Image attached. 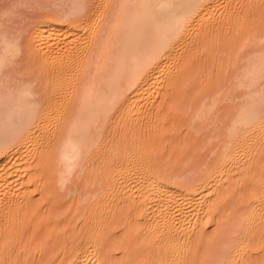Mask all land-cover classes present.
<instances>
[{"label": "bare ground", "instance_id": "6f19581e", "mask_svg": "<svg viewBox=\"0 0 264 264\" xmlns=\"http://www.w3.org/2000/svg\"><path fill=\"white\" fill-rule=\"evenodd\" d=\"M263 1L55 0L49 17L21 33V27H10L9 16L16 13L10 9L29 3L3 10L11 24L8 19L3 20L7 26L0 23V223L8 226L0 232L6 245L0 248V264H18L15 250L27 252L28 246L15 242L16 214L53 182L69 195H84L83 202L103 203L91 225L93 234L72 245L59 264H109V254L103 253L107 224L114 213L129 208L137 209L145 224L152 255L145 264H264V180L253 178L264 171V33L254 35L259 47L239 62L230 88L222 84L214 93L200 92L187 109L193 111L190 125L196 134L213 133L199 147L222 140L211 151L218 154L213 164L203 167L191 156L176 169L156 159L147 142L119 144L121 133L111 129L154 133L151 113L161 117L181 76L195 69L202 46L210 56V39L231 30L248 5ZM26 31L28 42L22 39ZM246 36L241 52L253 40L251 33ZM26 50L40 65L38 78L27 80L18 72ZM224 101H231L234 110L220 117ZM183 151L179 148L177 155ZM234 180H255L254 193L240 197L245 211L240 206L237 219L222 222L218 215L229 204L225 201L233 200ZM93 184L99 188L89 190ZM216 220L223 225L209 235ZM127 242L125 253L138 245ZM203 245L214 251L212 258L206 252L210 260L197 254Z\"/></svg>", "mask_w": 264, "mask_h": 264}, {"label": "rangeland", "instance_id": "374dc122", "mask_svg": "<svg viewBox=\"0 0 264 264\" xmlns=\"http://www.w3.org/2000/svg\"><path fill=\"white\" fill-rule=\"evenodd\" d=\"M19 1L24 2V0H0V13H3L2 12L3 10H7V9L9 10L11 7L14 6L16 7L17 5H19L18 4ZM25 1L26 3L22 2L21 4L20 2V4L27 5L28 2L29 4L27 6H17L16 8L10 9L12 10L11 13H13L14 9L16 11L15 14L13 13L11 16H9V18H11V21H13L12 22L13 26L12 25L10 26L11 22L7 18L8 16L7 17L4 16L5 17L4 18L3 17L4 14L3 15L0 14L1 16L0 23L1 21L3 22L1 24L2 27H4L3 24L5 23L3 20L6 21L8 19L9 21H6V23L10 22L9 24L10 27H16V29L17 27L18 28L21 27L22 30L21 28L19 29L20 33L25 32L24 29H29L32 25H35V22L39 21V19L40 20L41 18L44 19L46 15L50 16L51 14L49 13L50 10H52L50 8H53V2L55 3V0H28V1L25 0ZM50 3H52L51 4L52 7H49ZM92 3L93 1H91V4ZM55 6L53 8L54 11H55ZM91 6L90 8L92 9L93 7ZM7 14L8 13H6V15ZM4 25L7 26L6 24ZM11 29L9 28V30ZM229 29L231 30L229 31L222 30L217 32L213 36V38L210 39V43L214 44V50L211 51L210 56L207 57L205 55L204 52L206 51L207 47L202 46L199 55H197L195 58L196 59L195 69L192 72L189 71L188 73L183 74L181 76L180 85L173 89L172 91L173 93L170 95L171 99L168 102L166 109L164 110V112L163 111L160 112L161 117L158 118L159 112L153 111L151 113V115L154 116L153 117L154 129H152L151 131L154 130L155 132L153 131L154 133H151L150 131L149 132L145 131L144 134L139 131H136V129L131 130L126 127L121 128V127H117V125H113V127H111L112 131H115L116 133H121L116 138V139H122L121 142H119V144L121 143L128 144L129 141L132 142V144L134 143L138 144L140 141L147 142L149 144V147L152 149L154 155L157 157V158L155 157L156 159H158L159 161L164 160L165 163L168 161L170 164H173V166L175 165L176 169L178 168V166H180L178 165L180 164V162L183 161L190 162L188 160H191L189 159V157L191 156L193 157L192 159L194 158H195L194 160L197 159L196 160L197 162L202 164L205 163L202 165L203 167H205L206 163L207 165L208 163L213 164L214 162H216V160H218L217 158L218 154L217 155L215 153L212 154L211 151H213L214 146L216 144H217L216 146H218V144L221 145L222 140L221 143L219 142V139H217V141L211 140L212 142L208 140V142L210 143H208L207 146H205L203 149L202 146H204L207 143L206 142L207 138L213 133L211 130L204 129L205 132L202 131V133L204 132L203 134H196L195 132L196 130L194 131L195 128L192 129L194 124L193 126H191L192 125L191 114L193 115L192 113L193 111L192 109L187 111V109L189 105L194 104L196 98L200 96V92L206 93L211 91L212 93H214V91L216 92L217 88L219 89L221 88L220 86H222V84L223 85L226 84L228 88H230V86L233 85L235 81V76L237 75L236 73L237 72L239 73L240 71L239 69V67H241L240 64L245 63V61L248 58V55L250 54V50L252 52L254 47L255 49L259 47L258 41L254 40V35H258L260 31H261L260 34L264 33L263 32L264 31V1L260 4L254 3L248 5L246 9L243 11L242 16L238 17L233 22L232 26ZM19 30H16V32H18ZM29 31H26V34L24 33L25 35H23L22 37L24 42L27 41L28 38H30ZM247 32L248 34L251 33V35H253L252 38H250L253 40H251L250 44L247 47L242 48L243 52H241L242 50L240 51V49L242 43L243 41L247 40V36H246L248 35ZM27 42L25 44L26 47L28 46ZM238 49L239 51L236 52V50ZM217 50H219L220 54H217L218 53ZM230 50H232L233 53L235 52L234 56ZM27 51L29 50H26L25 51L26 53H24L20 57L19 59L20 64L19 67H17L19 68V70L18 69L17 70L21 75L26 74L28 77L26 79L30 80L32 77L34 78V76L37 77L40 75L38 74L40 71V65H38L37 61L31 55L30 51L29 52ZM228 54L229 57L227 56ZM218 55L223 56L224 61H220ZM230 59H232V61H235V63L237 64L235 65V63L230 61ZM231 63H233L234 65ZM18 72L15 75H18ZM24 77L25 76H22V78ZM18 78H21V76L19 75ZM227 83L230 84L228 85ZM226 86L224 89H226ZM232 108L233 105L231 101H226V102L224 101L220 103L218 107V109H220L219 111L220 117L221 114L227 115ZM161 118L163 119V122H159L160 121L159 119ZM210 128L214 130L212 127ZM112 139L114 140L115 138ZM200 145L202 146L199 147ZM198 147L202 149H199ZM179 148L184 151L186 149L187 152L184 155H180L178 153L180 155L178 156L177 150H179ZM219 148L220 147H218L217 149ZM196 161L195 162L192 161L191 163L196 164L197 163ZM163 162L161 163L163 164ZM199 163H197L198 167H199ZM187 164L188 163H185L186 166ZM191 166L195 167V165H191ZM181 167L178 169V171L182 168L185 169V166L182 168ZM198 167L196 168L198 169ZM175 168L173 169L175 170ZM96 175L103 176V172L97 170ZM263 175H264V171H262L261 174L255 173V176L253 178H255L256 181H258L257 179L264 180ZM86 177L88 178L87 174ZM87 178H82L81 179L82 182L86 181L85 179ZM81 180L78 181L80 182ZM255 180L253 181L255 182ZM253 181L251 180V182H249L248 180V182L241 184L237 180H234V183L236 182L237 184L233 186L230 192V197L232 196L233 200L231 201V199L229 198L230 201H225L226 203L228 202L229 204L225 203L227 205L226 207L225 205H222L224 208L222 207L223 209L220 211L219 213L220 215H218L220 221L225 220L226 222L227 220L231 222L233 219H237V216H240L242 214L239 212L241 211V207L245 205L241 206L242 202L240 201L242 199L240 200V197L243 198V195L245 194H246L245 196H247L248 194L250 196V194L254 193ZM51 184L44 193L38 192L34 196L33 201L31 202L32 204L29 207H27L26 210L16 214L18 215L19 219L17 221L18 224L14 228V235L16 237L15 242L16 244L20 243L19 246L23 244L28 246L27 252H30L27 253L26 250H24L23 248L20 250L18 249L15 250L16 252H14L13 250L16 258L15 262H17L18 264H59L65 252L69 250V248L72 245H75L76 243L84 240V238L86 239L88 236H91L93 234L92 226H91L94 222L93 219H95V216H99L102 214L101 210L103 209L102 208L103 203L100 202V200L92 199L89 200L88 202L87 201L83 202L81 199L84 195L81 197L82 195L81 193H79L81 194L79 196H77V194L69 195L66 189L64 190L60 186H58L59 187L58 188L54 182L52 185ZM79 185L80 188H82L81 186L83 185L86 186V182L85 184L80 183ZM87 188L89 190L94 191L99 188V185L93 184L92 186H89ZM87 188L85 189L83 187V191L85 190L89 191ZM85 193L87 192H83V194ZM248 200H250V198ZM238 201L240 202V205ZM242 208L245 211V208L244 207ZM138 212L139 211L137 209H132V208L126 209L121 214L120 212H116L113 214L111 222L107 224L110 227L109 229L110 232H108L105 236L104 243L106 245L104 248L106 250H104L103 253L104 254L107 253V255L109 254L108 256L109 264H145L147 263V260H150L148 257L152 255H149L150 252H148L147 250L148 241H147V236L145 235L144 232L145 224L138 215ZM83 214H86V217L83 218L81 216ZM236 214L238 215L234 216ZM229 217L230 219L228 220ZM232 217L233 219H231ZM230 222H227V224L224 225L228 226V223ZM221 223L217 224V220H216L215 224L213 223L208 228L206 233L212 235L214 232H217L218 225L219 226L223 225V223L222 224ZM0 224H1L0 232L4 234L7 231L8 226L5 225L4 222ZM3 239L4 236H0V248L6 247V245L3 243ZM128 240L129 241L132 240L133 242L135 240L137 241L138 245L137 247L134 246L132 250L131 248H129L130 252L125 253L123 250L125 246L122 248V245L128 243L127 242ZM199 244L201 245V243ZM204 245L203 247H201L202 249L198 247L202 251H199L197 254L201 255L202 258L203 257L206 258V252H209L210 253L209 256L212 258L211 253L213 254L214 251L210 252L211 249L209 251L208 250L209 248L206 250V247ZM210 257H208L209 260ZM259 257L260 255L257 256V258ZM208 258L206 259L208 260ZM207 260H205V262Z\"/></svg>", "mask_w": 264, "mask_h": 264}]
</instances>
